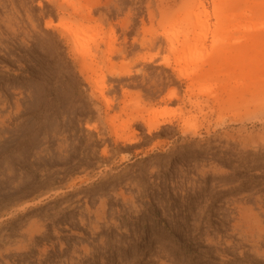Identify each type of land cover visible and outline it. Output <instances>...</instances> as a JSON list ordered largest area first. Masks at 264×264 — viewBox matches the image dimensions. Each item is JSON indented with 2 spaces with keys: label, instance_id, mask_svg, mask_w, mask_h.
Segmentation results:
<instances>
[{
  "label": "rangeland",
  "instance_id": "1",
  "mask_svg": "<svg viewBox=\"0 0 264 264\" xmlns=\"http://www.w3.org/2000/svg\"><path fill=\"white\" fill-rule=\"evenodd\" d=\"M0 264H264V0H0Z\"/></svg>",
  "mask_w": 264,
  "mask_h": 264
},
{
  "label": "bare ground",
  "instance_id": "2",
  "mask_svg": "<svg viewBox=\"0 0 264 264\" xmlns=\"http://www.w3.org/2000/svg\"><path fill=\"white\" fill-rule=\"evenodd\" d=\"M51 27H53V26H51ZM65 32H68L70 35L72 34V32L70 31V28H69V29H66ZM77 36H78V35L76 34L75 36H72V37H71V40H72L71 43H72V44H77V43L79 42Z\"/></svg>",
  "mask_w": 264,
  "mask_h": 264
}]
</instances>
